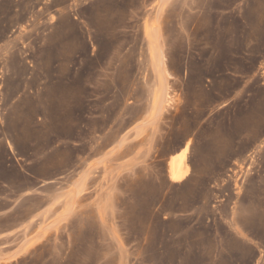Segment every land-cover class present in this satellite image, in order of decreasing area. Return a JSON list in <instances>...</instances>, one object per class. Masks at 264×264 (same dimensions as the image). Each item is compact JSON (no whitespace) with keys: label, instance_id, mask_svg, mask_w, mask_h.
I'll list each match as a JSON object with an SVG mask.
<instances>
[{"label":"rangeland","instance_id":"obj_1","mask_svg":"<svg viewBox=\"0 0 264 264\" xmlns=\"http://www.w3.org/2000/svg\"><path fill=\"white\" fill-rule=\"evenodd\" d=\"M174 260L264 264V0H0V264Z\"/></svg>","mask_w":264,"mask_h":264},{"label":"crops","instance_id":"obj_2","mask_svg":"<svg viewBox=\"0 0 264 264\" xmlns=\"http://www.w3.org/2000/svg\"><path fill=\"white\" fill-rule=\"evenodd\" d=\"M185 179L186 178H184V179H182L180 181H174V182L179 183V182H182ZM261 196H263V195L261 194ZM230 209H231L230 216H229V219L227 220V221H229L230 229H232L231 225H233V223H234L235 225H237L239 227L240 231L243 234H245V235L251 234L248 231V229H247V227H246V225H245V223L243 221V215H244L245 211L247 210L246 206L243 203H241V202L239 203V205L235 209V219L234 220H233V212H232L233 211L232 203L230 204ZM235 234L239 237V239H241V241L242 240L244 241V245L246 246L247 242H246L244 236H242V234H240L238 232L235 233ZM254 246H255L254 249H255V254H256L255 256H256V260H257V258L260 255V251L263 250V248L261 246H258V245H254ZM178 261L179 260H174L171 264H178ZM165 264H170V263H165Z\"/></svg>","mask_w":264,"mask_h":264},{"label":"bare ground","instance_id":"obj_3","mask_svg":"<svg viewBox=\"0 0 264 264\" xmlns=\"http://www.w3.org/2000/svg\"><path fill=\"white\" fill-rule=\"evenodd\" d=\"M153 55L155 56V57H157V58H159V63H160V65H162L163 64V72L165 71V69H164V60H162V58H164L163 57V53H162V51H160V50H156L155 48H154V50H153ZM184 158V157H183ZM174 159V158H173ZM175 160V159H174ZM182 161V160H181ZM172 162H174L173 163V171H172V175H173V177H174V179H177V180H181V179H183V177H184V175H183V173H181V171H180V168H182L181 166H182V164L181 163H183V162H180L179 160H176V161H172ZM171 161H170V163H172ZM171 166V165H170Z\"/></svg>","mask_w":264,"mask_h":264}]
</instances>
